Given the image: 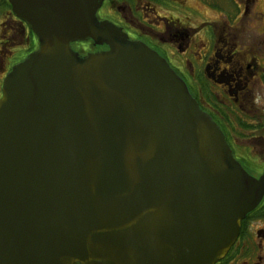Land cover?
<instances>
[{
  "label": "water",
  "instance_id": "95a60500",
  "mask_svg": "<svg viewBox=\"0 0 264 264\" xmlns=\"http://www.w3.org/2000/svg\"><path fill=\"white\" fill-rule=\"evenodd\" d=\"M40 38L0 99V264H214L264 188L101 0H12ZM110 50L81 58L72 45Z\"/></svg>",
  "mask_w": 264,
  "mask_h": 264
},
{
  "label": "flooded vegetation",
  "instance_id": "af4514ba",
  "mask_svg": "<svg viewBox=\"0 0 264 264\" xmlns=\"http://www.w3.org/2000/svg\"><path fill=\"white\" fill-rule=\"evenodd\" d=\"M96 18L122 33L115 42L140 43L168 63L264 188V0H101ZM99 42L72 48L81 58L110 50ZM39 48L13 1L0 0V99L14 67ZM214 264H264V192Z\"/></svg>",
  "mask_w": 264,
  "mask_h": 264
}]
</instances>
